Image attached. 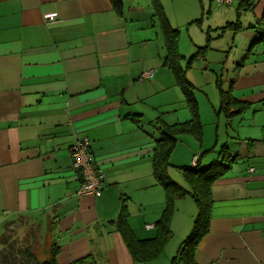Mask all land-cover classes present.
<instances>
[{
	"label": "crops",
	"instance_id": "1",
	"mask_svg": "<svg viewBox=\"0 0 264 264\" xmlns=\"http://www.w3.org/2000/svg\"><path fill=\"white\" fill-rule=\"evenodd\" d=\"M238 1L226 5V21L238 18ZM251 1L237 34L225 33L221 45L229 60L225 90L245 107L225 114L223 137L222 116L210 101L200 120L211 128L177 135L170 155L168 173L183 185L178 167L197 159L209 163L211 149L219 148L212 147L214 138L225 139L235 155L211 184L209 227L195 246L194 264H264V40L245 55L259 36L251 25L264 13V0ZM160 2L172 26L186 27L193 37L197 22L216 8L214 0ZM121 3L119 12L111 0H0V235L8 221L21 224V234L33 226L35 250L42 242L57 245V264L88 255L97 264H172L197 213L190 195L175 198L171 234L144 245L143 259L133 257L117 229L125 207L138 240L147 244L156 236L166 191L153 175L160 137L153 122L191 117L162 64L164 37L152 0ZM149 69L152 77L139 79ZM226 122L238 125L230 133ZM78 136L89 138L93 162L104 174L99 196L75 195L80 181L70 147Z\"/></svg>",
	"mask_w": 264,
	"mask_h": 264
},
{
	"label": "trees",
	"instance_id": "2",
	"mask_svg": "<svg viewBox=\"0 0 264 264\" xmlns=\"http://www.w3.org/2000/svg\"><path fill=\"white\" fill-rule=\"evenodd\" d=\"M113 7L117 11H121V0H111ZM253 5L251 0H240L237 6L238 17L241 11L247 10ZM153 16L159 23V27L164 37L165 53L162 58V64L169 68L173 73L176 84L180 87L185 102L190 109L191 117L186 121L169 124L162 119H156L153 124L157 127L160 137L155 140L153 149V175L158 184L166 191V205L161 217L156 221L157 234L153 239L138 240L132 230L129 228L125 211V207L116 219L117 229L120 231L128 249L135 259H143L145 257L144 245L157 244L165 241L171 234L169 225L172 203L175 198L182 197L185 194L190 195L197 206V213L194 218L190 233L181 242L177 253L172 258V264L182 262L183 264H194L193 251L199 239L207 232L210 220L211 184L215 181L235 160V155L231 154L227 145L222 146L219 152V158L206 166H201L198 159L193 166L182 165L180 169L187 185H183L172 179L168 173L171 166L170 155L177 143V135L179 133H191L199 136L200 130L197 129L199 119L197 115L196 100L194 98L193 84L186 78L184 69L179 64L181 55L177 50V38L179 29L172 26L167 18L160 0H152ZM238 20V18H237ZM229 21L227 25L232 26L233 32L241 28L238 21ZM252 28L259 33L247 48L245 55L248 54L252 46L259 40H264V13L256 22L251 25ZM201 48V47H200ZM198 48V52H200ZM192 55L187 62L190 66ZM240 64V63H239ZM245 107L244 102L237 100L230 90L220 89V106L219 111L223 110L228 116L240 112ZM222 154V155H221ZM20 225L13 221H8L4 225V230L0 235V264H57L56 256L58 246L52 245L49 257L41 261L38 259L37 252L34 247L36 230L33 226L27 227L23 234L20 233ZM152 249L151 247L148 248ZM153 250H151L152 252ZM72 264H97L95 259L88 255L81 257Z\"/></svg>",
	"mask_w": 264,
	"mask_h": 264
},
{
	"label": "rangeland",
	"instance_id": "3",
	"mask_svg": "<svg viewBox=\"0 0 264 264\" xmlns=\"http://www.w3.org/2000/svg\"><path fill=\"white\" fill-rule=\"evenodd\" d=\"M214 5L216 8L213 7L212 13L209 16L205 15L206 19L204 21L197 22L198 34H196V36H191L190 32L186 29V27H184L181 30L179 29L177 38V50L181 55L179 58V64L181 68L184 69L186 78L193 84L194 87L193 92L194 98L196 100L197 115L199 119L197 129L200 131L211 128L209 123L200 120V114H202L203 107H207L210 105V101H214L216 109L219 108L220 89L225 90L228 85L225 81V73L229 60L226 56L227 52H225V47H221V45L225 43V33L227 34L229 31H233L232 26L227 25L228 21H226L231 16L225 15V9L227 7L226 5L228 4L224 3L221 6V4H218L216 0H214ZM236 20L237 19H231L229 21ZM238 20L239 22L243 21L240 16L238 17ZM235 32H237L236 30L233 33L237 34ZM237 41L240 42L239 39H237ZM198 48H200V52H198ZM192 55L194 57L191 60L190 66L187 67V62ZM243 56L244 53H239L236 55L235 60H238L241 63ZM227 78L230 79L231 74H228ZM182 108L187 109L190 112V109L185 102V98L183 100ZM215 115H219V117L222 116L220 120L222 123L220 125L219 132L224 137L226 129L224 120L225 112L223 110H220L219 112L215 111ZM234 124L226 122L227 132L231 133L232 130L236 128V125H238L237 122H234ZM178 135L184 136L185 132L179 133ZM194 138L196 137L194 136ZM214 142L216 145L218 144L217 146L219 147L217 149V153L212 152V148L210 151V154L212 155L210 157L213 159H211V161H209L207 164L204 162L201 166H206L217 160L222 146H225V139H222V137L219 138V140L214 138L212 141V147H215ZM177 171L179 170L177 169ZM24 232L25 231H23L22 234ZM50 249L51 243L42 242L36 251L38 259L41 261L46 260L49 257Z\"/></svg>",
	"mask_w": 264,
	"mask_h": 264
},
{
	"label": "built area",
	"instance_id": "4",
	"mask_svg": "<svg viewBox=\"0 0 264 264\" xmlns=\"http://www.w3.org/2000/svg\"><path fill=\"white\" fill-rule=\"evenodd\" d=\"M218 4H230L232 0H216ZM153 75V69L145 70L139 75V79L146 80ZM70 156L72 167L77 171L79 176V186L75 191V195L80 198L85 195L99 196L101 193L104 174L98 170L93 162L90 152V140L86 136L76 137L74 143L70 147ZM253 168H250L252 171ZM146 224V228L151 227Z\"/></svg>",
	"mask_w": 264,
	"mask_h": 264
}]
</instances>
